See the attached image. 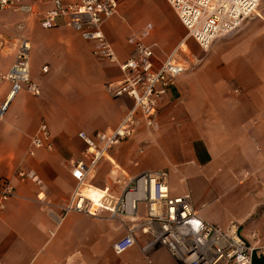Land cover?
I'll list each match as a JSON object with an SVG mask.
<instances>
[{
	"label": "crops",
	"instance_id": "obj_1",
	"mask_svg": "<svg viewBox=\"0 0 264 264\" xmlns=\"http://www.w3.org/2000/svg\"><path fill=\"white\" fill-rule=\"evenodd\" d=\"M54 0H25L34 5L0 11V78L9 71L22 39L31 43V77L41 88L23 89L0 119V180L10 178L14 196L0 209V260L3 264H178L166 248L145 252L148 237L117 254L115 245L136 225L131 219L65 213L75 190V161L84 158L79 132L111 131L127 110L130 97H112L107 83L123 74L118 64L99 60L92 43L67 19L50 28L43 13ZM70 2L76 0H67ZM142 17V18H141ZM151 22L145 38L154 46L159 68L186 37L187 30L167 0H121L118 13L103 31L119 60L133 52L128 37ZM186 40L181 58L192 64L160 99L152 126L143 114L134 135L113 147L88 182L90 197L108 190L120 196L130 178L167 170L173 196L190 195L205 222L226 229L240 226L253 245V264H264V1L257 14L233 33L214 40L202 52ZM48 66L44 72L43 67ZM0 80V102L11 89ZM46 122L54 148L29 153L30 143ZM33 170L37 179L17 176ZM141 216L145 207L141 206ZM235 264V263H230Z\"/></svg>",
	"mask_w": 264,
	"mask_h": 264
},
{
	"label": "built area",
	"instance_id": "obj_2",
	"mask_svg": "<svg viewBox=\"0 0 264 264\" xmlns=\"http://www.w3.org/2000/svg\"><path fill=\"white\" fill-rule=\"evenodd\" d=\"M167 1L177 12L187 34L159 68L154 64V46L145 42L153 29L151 22L128 37L134 48L123 61L119 60L106 38L103 24L118 13L121 0H54L53 7L42 15L45 28L56 25L60 19H67L72 29L92 43V52L99 60L118 64L123 76L107 83V91L112 97L127 96L133 100L132 107L115 129L79 132L86 150L84 158L73 164L72 174L77 183L64 212L96 216L100 211H105L112 217L128 218L136 222L128 235L116 243L117 254L133 248L136 245L135 235L141 231L148 237L145 252L166 248L178 264H253L256 248L242 237L240 226L232 224L222 229L203 221L194 210L190 195L171 194L167 170L146 171L130 178L118 197L108 190L97 191L100 193L97 199L89 195L93 189L88 177L113 147L134 135L139 124L138 115L143 114L148 126H152L160 99L174 85L178 75L202 62L203 59L194 58L190 65L181 58L182 53L186 52V40L192 38L203 51H209L214 40L233 33L244 21L256 15L264 0ZM18 8L33 12L34 5L26 4L25 0H0V11ZM30 59L31 43L22 39L9 71L0 78L12 84L7 98L0 102V119L5 116L12 99L21 90L25 89L35 96L41 94L40 85L31 77ZM43 70L47 72L48 66H44ZM42 148H54L46 122L40 125L38 133L32 137L29 153L34 155ZM17 176L40 181L33 170H19ZM13 196L11 179L2 178L0 209H4L6 202ZM141 206L145 207L143 217ZM0 264H3L1 260Z\"/></svg>",
	"mask_w": 264,
	"mask_h": 264
},
{
	"label": "rangeland",
	"instance_id": "obj_3",
	"mask_svg": "<svg viewBox=\"0 0 264 264\" xmlns=\"http://www.w3.org/2000/svg\"><path fill=\"white\" fill-rule=\"evenodd\" d=\"M142 18V17H141ZM200 49V48H199ZM201 50V49H200ZM202 52H205V51H203V50H201ZM206 53V52H205ZM90 195V194H89ZM98 197H100V196H96V198H98Z\"/></svg>",
	"mask_w": 264,
	"mask_h": 264
}]
</instances>
